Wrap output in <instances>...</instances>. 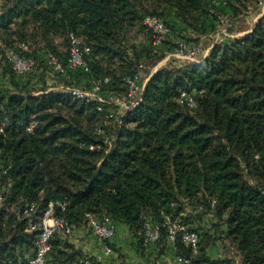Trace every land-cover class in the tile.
Listing matches in <instances>:
<instances>
[{
  "label": "trees",
  "instance_id": "trees-1",
  "mask_svg": "<svg viewBox=\"0 0 264 264\" xmlns=\"http://www.w3.org/2000/svg\"><path fill=\"white\" fill-rule=\"evenodd\" d=\"M235 2L222 6L235 14ZM208 5V0H0V54L25 42L26 55L35 61L24 75L6 63L0 73V264H23L33 255L35 233L26 232V220L17 214L34 205L41 215L56 202L65 204L55 214L72 231L88 224L87 215L105 217L127 226L143 248V218L161 225L168 217L200 238L195 253L179 235L172 247L191 264H233L206 255L215 241L231 247L239 264H264V17L240 39L214 44L203 62L157 71L119 124L104 125L114 106L56 90L89 88L91 76H109L106 90L122 99L125 75L140 64L145 70L162 50L174 51L168 43L152 46L144 17H160L170 38L202 45L223 17L221 6L213 15ZM69 34L90 47L91 75L79 70L59 75L49 66L48 53L66 65ZM139 37L145 40L141 48L133 44ZM181 92L194 97V109L183 104ZM30 123L35 128L28 133ZM98 128L113 138L110 147ZM67 240L53 238L50 264H76ZM164 243L161 228L156 244Z\"/></svg>",
  "mask_w": 264,
  "mask_h": 264
},
{
  "label": "built area",
  "instance_id": "built-area-1",
  "mask_svg": "<svg viewBox=\"0 0 264 264\" xmlns=\"http://www.w3.org/2000/svg\"><path fill=\"white\" fill-rule=\"evenodd\" d=\"M208 12L215 14V10L221 5H225L228 0H208ZM258 6L263 4V0H253ZM249 9V8H248ZM264 17V13L262 15ZM144 30L149 33L151 37V43L153 47H160L165 44H169L173 47L174 55L180 60L186 62V64H197L203 62L208 56L213 45L216 44V40L220 36H230V32L234 28L232 21L226 20L223 17L219 18L218 28L214 33L207 36L213 43L204 49L201 44H189L178 37L170 38L171 31L163 20L155 15H148L143 19ZM54 44H58V40H54ZM68 59L66 65H62L60 60L52 53L47 54V61L49 66L54 72L59 75H65L68 71H81L87 75H91V69L89 59L91 56V49L82 38L74 35H68ZM28 52V46L25 42H18L11 48L7 49L3 54H0V73L3 64H8L12 72L16 75H24L30 72L35 61L32 57L26 55ZM144 66L138 65L134 74L125 75L122 78L123 85L125 87L124 96L122 99L116 98L113 94L106 90L111 78L109 76L94 77L91 76L89 81V88H82L77 86H65L61 87L65 93L71 97L83 101L86 103L96 101L100 105L112 106L115 105L120 109L119 114L109 110L104 115V125H109L114 121L119 124V119L122 118L126 112L134 109L141 101V96L145 87V80L143 75ZM180 100L188 109H194L196 107V101L194 97L187 92H181ZM101 106L98 107V111H101ZM3 123L1 124V127ZM35 128L34 123H30L26 128L28 133L32 132ZM1 131V129H0ZM96 134L103 137V143L106 147H110L113 138L107 136L100 128L96 129ZM10 184L7 183V186ZM3 194L0 193V207L2 206ZM210 206L213 207L214 203L211 202ZM65 204L56 202L50 203L48 207L37 215L36 207L34 205L26 206L21 212L17 214L19 219L26 220V232L35 233L34 240V252L33 255L27 259L23 264H50L47 259L48 253L53 248L52 240L55 236H61L69 238L72 234V229L67 223L56 216V210H64ZM143 225V238L142 246L147 248L150 244L156 243L160 238L161 228L165 229L166 242L174 246L177 236L179 235L181 241L185 246L190 247L195 253L198 248L199 236L198 234L190 230L186 225L182 224L178 220H171L166 217L164 222L159 224H153L149 218L144 217ZM88 226L90 227L93 235L102 242H106L114 235V223L108 218H96L87 215ZM109 251V249H107ZM176 264H191V262L183 257L175 256ZM80 264H97L89 258H83L80 260Z\"/></svg>",
  "mask_w": 264,
  "mask_h": 264
},
{
  "label": "crops",
  "instance_id": "crops-1",
  "mask_svg": "<svg viewBox=\"0 0 264 264\" xmlns=\"http://www.w3.org/2000/svg\"><path fill=\"white\" fill-rule=\"evenodd\" d=\"M220 9L223 13V18H225V16H234V11L230 7L221 5ZM260 16L261 15L257 14L256 18L259 20L262 18ZM257 22L258 21H255L253 28ZM249 32L236 31L235 29L230 36L218 37L216 44L224 43L229 38L240 39ZM210 41V39L203 40L202 45ZM155 73L156 72H152L149 76L145 77V84ZM67 245L76 251V264L83 258H89L99 264H176L174 260L176 256L175 251L171 245L167 243H153L147 248H141L138 243V238L127 226L119 223H114V235L106 242L97 239L95 235H93L90 227L86 224L72 231L71 236L67 240ZM107 249H109V251H107ZM225 251L226 249L222 243L220 241H215L207 248L206 255L210 259L223 260L226 256ZM52 264L57 263L52 261Z\"/></svg>",
  "mask_w": 264,
  "mask_h": 264
},
{
  "label": "rangeland",
  "instance_id": "rangeland-1",
  "mask_svg": "<svg viewBox=\"0 0 264 264\" xmlns=\"http://www.w3.org/2000/svg\"><path fill=\"white\" fill-rule=\"evenodd\" d=\"M236 10L237 12L234 14V16H228L224 19L232 21L234 24V29L230 32L233 33L236 29V31H243V32H249L253 28V25L255 24V21H258V18H256L257 14L261 15L262 17L264 13V0L263 4L261 6H258L255 2H250L247 0H239V2H235ZM249 8V9H248ZM246 34V33H245ZM212 41V40H211ZM205 42L203 45L207 49L212 42ZM145 43V40L143 37H139L136 40L133 41L134 45H137L138 48H141L142 45ZM207 46V47H206ZM183 64H186L185 61L178 59L175 57L174 53L171 51H164L162 50L160 53L157 54V57L151 60H148L145 63V70L143 71L144 80L145 77L149 76L152 72H157L162 69H175L179 66H182ZM66 85L59 86L56 90L63 92L64 90L61 87H65ZM68 86V85H67ZM114 106L113 108H110L114 113L120 112V109H118L117 106ZM203 222L206 227L212 226V220L207 218L205 216L203 218ZM225 258L232 261L233 264H238L239 259L235 253V251L227 246V250L225 251Z\"/></svg>",
  "mask_w": 264,
  "mask_h": 264
}]
</instances>
